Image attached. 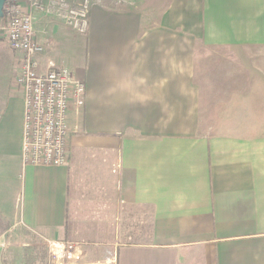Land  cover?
I'll return each instance as SVG.
<instances>
[{"label":"crops","instance_id":"obj_1","mask_svg":"<svg viewBox=\"0 0 264 264\" xmlns=\"http://www.w3.org/2000/svg\"><path fill=\"white\" fill-rule=\"evenodd\" d=\"M34 27L85 103L67 163L23 166L0 39V264H55L47 240L74 264H264V0H94L85 33Z\"/></svg>","mask_w":264,"mask_h":264},{"label":"built area","instance_id":"obj_2","mask_svg":"<svg viewBox=\"0 0 264 264\" xmlns=\"http://www.w3.org/2000/svg\"><path fill=\"white\" fill-rule=\"evenodd\" d=\"M94 0H4L0 39L20 54L16 82L23 92L21 160L23 166H61L68 161L67 114L85 103L86 84L65 66L40 69L38 56L45 50L36 39L39 14L53 16L77 33H85ZM53 263L80 260L77 244L47 240Z\"/></svg>","mask_w":264,"mask_h":264},{"label":"water","instance_id":"obj_3","mask_svg":"<svg viewBox=\"0 0 264 264\" xmlns=\"http://www.w3.org/2000/svg\"><path fill=\"white\" fill-rule=\"evenodd\" d=\"M3 1H4V0H0V17H1L2 14H3V12H2Z\"/></svg>","mask_w":264,"mask_h":264}]
</instances>
